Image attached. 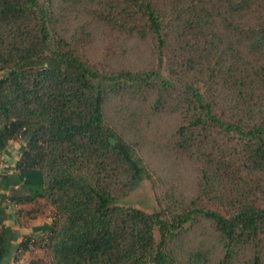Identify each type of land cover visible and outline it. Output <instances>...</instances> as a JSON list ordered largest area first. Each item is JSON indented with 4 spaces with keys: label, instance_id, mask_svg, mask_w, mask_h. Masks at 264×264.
<instances>
[{
    "label": "trees",
    "instance_id": "trees-1",
    "mask_svg": "<svg viewBox=\"0 0 264 264\" xmlns=\"http://www.w3.org/2000/svg\"><path fill=\"white\" fill-rule=\"evenodd\" d=\"M130 40L145 64L115 60ZM0 71V155L20 142L0 264L6 201L52 209L27 264H264V0H0ZM162 116L154 141L192 171L189 195L143 154ZM143 179L157 211L115 204ZM199 226L214 257L188 244Z\"/></svg>",
    "mask_w": 264,
    "mask_h": 264
},
{
    "label": "rangeland",
    "instance_id": "rangeland-1",
    "mask_svg": "<svg viewBox=\"0 0 264 264\" xmlns=\"http://www.w3.org/2000/svg\"><path fill=\"white\" fill-rule=\"evenodd\" d=\"M116 56L115 60L127 65H143L147 62L149 55L148 44L136 40H130L126 43L116 47ZM5 73L0 71V77ZM109 113V112H108ZM107 113V114H108ZM110 115V113H109ZM175 125V119L169 116H162L160 118H154L151 123V130L149 131L150 136L152 137L149 141V145L143 150V154L150 164V166L157 171L162 177L163 188H170L175 186L184 195H189L194 186V175L190 168L186 165H180L173 167L170 160L166 159L163 156L159 145L154 141L155 138H161L164 140L167 136L170 135L173 126ZM20 142L18 141V145ZM8 161V158L4 161ZM0 162L2 159L0 158ZM115 204L123 207H132L144 210L146 212H155L158 210V204L154 196V191L151 186V183L143 179L140 181L138 187L133 190L127 196L116 200ZM28 208H35L42 216L50 217L52 219V209L43 203L42 201H35L29 204ZM208 229L205 226H199L197 228V237H192L188 242L190 245H197V249L207 251L210 254H216L213 250H210V247L213 244V238L208 234ZM155 238L158 240L159 233L158 229H154ZM37 237L34 250L29 254V258L32 257H45L47 250L40 246V238ZM208 253V254H209ZM215 258H212L214 261ZM215 264V263H213Z\"/></svg>",
    "mask_w": 264,
    "mask_h": 264
},
{
    "label": "crops",
    "instance_id": "crops-1",
    "mask_svg": "<svg viewBox=\"0 0 264 264\" xmlns=\"http://www.w3.org/2000/svg\"><path fill=\"white\" fill-rule=\"evenodd\" d=\"M19 150L20 144L18 145L17 141L9 142L0 155L3 164L0 173L13 168L15 160L18 158ZM7 158L8 161L4 162ZM29 204L9 201L3 203L2 226L3 229L8 231L11 239L10 253L4 258L3 264H27L30 251L26 250L22 253L18 247L19 243L25 237H30L31 240H34L42 236L51 223L52 219L50 217L42 216L40 211L35 208H28Z\"/></svg>",
    "mask_w": 264,
    "mask_h": 264
},
{
    "label": "built area",
    "instance_id": "built-area-1",
    "mask_svg": "<svg viewBox=\"0 0 264 264\" xmlns=\"http://www.w3.org/2000/svg\"><path fill=\"white\" fill-rule=\"evenodd\" d=\"M3 168V164L2 162H0V170Z\"/></svg>",
    "mask_w": 264,
    "mask_h": 264
}]
</instances>
